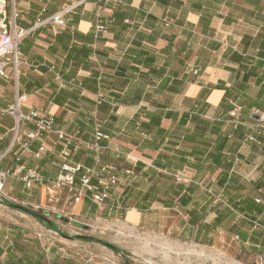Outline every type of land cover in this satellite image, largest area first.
<instances>
[{
	"label": "crops",
	"instance_id": "crops-1",
	"mask_svg": "<svg viewBox=\"0 0 264 264\" xmlns=\"http://www.w3.org/2000/svg\"><path fill=\"white\" fill-rule=\"evenodd\" d=\"M123 1L14 0L25 29L78 6L59 34L44 26L24 39L20 50L27 64L18 78L11 73L0 80V107L14 102L17 92L26 94L25 111L51 113L59 128L81 129L90 139L93 94L101 85L108 102L97 111L111 147L131 156L108 152L103 160L121 179L110 205L126 210L130 231L150 218L159 220L162 232L188 234L189 242L209 246L226 229L238 256L264 264V230L214 203L209 193L264 225V144L257 143L264 139V124L253 117L264 116V0ZM165 17L175 24L166 28ZM99 21L108 31L98 39ZM52 65L65 79L82 82L86 94L59 90ZM13 125L10 116L0 115V159ZM43 145L44 159L24 157L21 163L54 180L61 145L55 134ZM75 162L93 165L84 153ZM17 165L12 155L0 160V170ZM126 169L136 176L126 179ZM183 171L201 186L176 183L165 173ZM48 201L44 186L29 195L22 182H6L0 264H131L118 245L116 250L93 236L94 224L84 223L101 220L89 212L90 202L75 205L67 191ZM21 206L43 213L34 216Z\"/></svg>",
	"mask_w": 264,
	"mask_h": 264
},
{
	"label": "built area",
	"instance_id": "built-area-1",
	"mask_svg": "<svg viewBox=\"0 0 264 264\" xmlns=\"http://www.w3.org/2000/svg\"><path fill=\"white\" fill-rule=\"evenodd\" d=\"M106 4H123V0H102ZM78 5H73L66 8L63 12H59L49 18H39L35 25L29 29L23 28L18 24V14L16 10L12 15L8 14V0H0V80L10 78L12 73L14 77L20 75V67L26 65V61L21 54V45L24 39L33 31L51 26L55 34H59L62 28L69 25L70 19L68 16L73 13ZM161 23L170 28L175 24V21L169 17L161 20ZM108 31L106 23L98 22L96 27L95 37L100 38ZM49 71L53 74L54 82L58 89H67L71 91L79 90L84 95L86 89L84 84L79 80H67L63 77L61 71L54 65L49 66ZM196 74L198 71H194ZM96 109L93 111L89 122L92 126V135L90 139L84 138V132L77 129L75 132H68L56 125L55 116L51 113H44L37 109L25 111L28 104V96L26 94L16 93L15 100L7 107H0V115L10 116L14 120V125L11 130V140L9 147L3 152L1 159L12 155L18 162L14 168L0 170V194H3L4 187L10 179L23 183L26 192L31 195L36 185H41L47 188L49 201L57 193L67 191L71 201L78 205L80 203L90 202L99 208H108L115 193L122 186L121 179L117 175V170L110 164H104L103 160L108 152L114 153L118 158L130 159L131 156L123 150L111 147L110 136L105 132V121L99 117L97 108L108 102L107 96L103 93V88L100 85L98 91L93 94ZM234 115V114H233ZM259 121L264 124V116H260ZM50 134L57 136V141L61 145V149L56 155L57 160L53 162V166L58 169L59 174L56 179H48L36 169L28 168L21 163L24 157L35 158L37 160L44 159L48 150L43 145V141ZM40 143L41 146L36 150L34 145ZM259 145L264 144V139L257 140ZM78 153H84L93 161L91 167L85 166L82 163L75 162V156ZM0 159V160H1ZM173 177L176 183L185 185H199L200 182H195L189 172L182 173H167ZM126 179H132L136 176L133 169H126ZM128 184L129 181L125 180ZM264 196V190L260 191ZM214 199V203L228 211H233L236 216L245 219L255 230L263 229L258 221H254L246 214H242L236 207L224 198L216 196L209 192ZM262 198H259L256 203H261ZM111 206L114 209L115 206ZM36 209H41L37 207ZM262 260V259H261Z\"/></svg>",
	"mask_w": 264,
	"mask_h": 264
},
{
	"label": "rangeland",
	"instance_id": "rangeland-1",
	"mask_svg": "<svg viewBox=\"0 0 264 264\" xmlns=\"http://www.w3.org/2000/svg\"><path fill=\"white\" fill-rule=\"evenodd\" d=\"M14 13V0H8V14ZM129 205L126 204V207ZM220 206V205H219ZM90 213H99L101 220L89 230L103 243L118 245L123 259L131 264H261L253 256L237 255L236 242L229 239L226 229L219 230L218 243L197 246L188 241V234L172 231L169 234L159 228V220L148 219L142 222L137 231H130L125 218L126 210H110L91 205ZM218 207V206H217ZM39 212L41 209H33ZM117 213V216L115 215ZM55 216L50 212L48 216ZM62 215V214H61ZM119 219V220H117ZM85 228H82L84 230Z\"/></svg>",
	"mask_w": 264,
	"mask_h": 264
},
{
	"label": "water",
	"instance_id": "water-1",
	"mask_svg": "<svg viewBox=\"0 0 264 264\" xmlns=\"http://www.w3.org/2000/svg\"><path fill=\"white\" fill-rule=\"evenodd\" d=\"M253 117H254V119H255V118H256V119H259V115H255V116H253ZM21 209H22L23 211H25V212L31 214V215H34V216H41V215H39L37 212H34L33 210H31V209H29V208H27V207L21 206Z\"/></svg>",
	"mask_w": 264,
	"mask_h": 264
},
{
	"label": "trees",
	"instance_id": "trees-1",
	"mask_svg": "<svg viewBox=\"0 0 264 264\" xmlns=\"http://www.w3.org/2000/svg\"><path fill=\"white\" fill-rule=\"evenodd\" d=\"M236 207V206H235ZM236 209H238L237 207H236ZM230 211V210H229ZM238 211H240V209H238ZM233 214H235L233 211H231ZM242 214H244L242 211H240ZM39 215H42V211H39V212H37ZM236 215V214H235ZM253 220V219H252ZM255 221V220H254ZM105 245H108L109 247H112V248H114V249H116L117 250V247L115 246V245H109V244H105ZM119 251V250H118Z\"/></svg>",
	"mask_w": 264,
	"mask_h": 264
}]
</instances>
